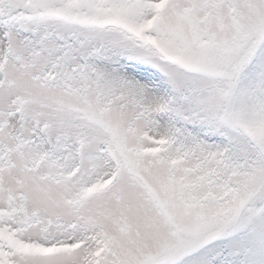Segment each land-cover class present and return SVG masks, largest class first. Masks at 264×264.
<instances>
[{"label": "snow or ice", "instance_id": "snow-or-ice-1", "mask_svg": "<svg viewBox=\"0 0 264 264\" xmlns=\"http://www.w3.org/2000/svg\"><path fill=\"white\" fill-rule=\"evenodd\" d=\"M0 264H264V0H0Z\"/></svg>", "mask_w": 264, "mask_h": 264}]
</instances>
